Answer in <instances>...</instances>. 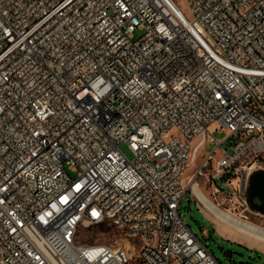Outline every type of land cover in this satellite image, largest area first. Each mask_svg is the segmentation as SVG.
I'll return each instance as SVG.
<instances>
[{
    "label": "built area",
    "instance_id": "2783aa9c",
    "mask_svg": "<svg viewBox=\"0 0 264 264\" xmlns=\"http://www.w3.org/2000/svg\"><path fill=\"white\" fill-rule=\"evenodd\" d=\"M185 2L0 0V264H221L178 210L253 212L264 0Z\"/></svg>",
    "mask_w": 264,
    "mask_h": 264
},
{
    "label": "rangeland",
    "instance_id": "374dc122",
    "mask_svg": "<svg viewBox=\"0 0 264 264\" xmlns=\"http://www.w3.org/2000/svg\"><path fill=\"white\" fill-rule=\"evenodd\" d=\"M174 2L183 13L187 14L185 0H174ZM143 34L144 31L142 29H136L133 32V40H138ZM225 133L226 132L223 131L215 132L214 137L217 139L223 138ZM229 142V140L225 142V147H227L228 151H231L232 146ZM120 148L127 157H132L131 152L125 144L120 145ZM210 149L211 145H208L206 150ZM203 158L204 156L200 152L197 161L192 164V169L197 168ZM65 170L71 177L76 176V172L66 167ZM190 174L191 171L189 172V175ZM204 191L203 192L207 195V191ZM190 193L191 189L189 187L180 202L179 214L184 222L190 226L193 233L203 242L207 243L212 254L221 264H264V250H262L264 249V241L229 227L227 224L217 219L211 212H204ZM224 201L225 206L231 204V200L228 197ZM252 211V213H245L248 215V220L264 227V213H254L256 211ZM210 218H213L215 226ZM81 234L86 243H106L110 242L115 237L114 229L106 225L83 227L81 229Z\"/></svg>",
    "mask_w": 264,
    "mask_h": 264
},
{
    "label": "bare ground",
    "instance_id": "6f19581e",
    "mask_svg": "<svg viewBox=\"0 0 264 264\" xmlns=\"http://www.w3.org/2000/svg\"><path fill=\"white\" fill-rule=\"evenodd\" d=\"M191 190L199 198L206 213L211 212L217 219L224 222L229 227L242 231L258 240L264 241V227L251 221L243 220L235 214L222 209L203 192L198 184L191 185ZM211 219L213 220V218Z\"/></svg>",
    "mask_w": 264,
    "mask_h": 264
},
{
    "label": "trees",
    "instance_id": "16d2710c",
    "mask_svg": "<svg viewBox=\"0 0 264 264\" xmlns=\"http://www.w3.org/2000/svg\"><path fill=\"white\" fill-rule=\"evenodd\" d=\"M246 195L251 209L264 213V170L250 174Z\"/></svg>",
    "mask_w": 264,
    "mask_h": 264
},
{
    "label": "crops",
    "instance_id": "0c3cea01",
    "mask_svg": "<svg viewBox=\"0 0 264 264\" xmlns=\"http://www.w3.org/2000/svg\"><path fill=\"white\" fill-rule=\"evenodd\" d=\"M262 250H264V249H262Z\"/></svg>",
    "mask_w": 264,
    "mask_h": 264
}]
</instances>
